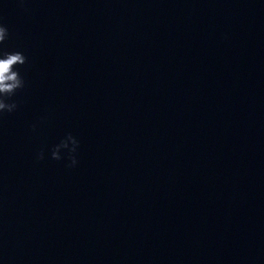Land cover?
<instances>
[{
	"label": "clouds",
	"instance_id": "1",
	"mask_svg": "<svg viewBox=\"0 0 264 264\" xmlns=\"http://www.w3.org/2000/svg\"><path fill=\"white\" fill-rule=\"evenodd\" d=\"M8 36V30L5 26L0 24V45L4 43ZM27 62V58L23 53L17 52H6L0 50V114L5 111L8 113L13 112L17 108L16 102L9 103L8 100L15 95L17 90L24 87V80L21 77L18 70H16L17 65H24ZM68 141H71L73 148L71 151H75V145L77 141L71 136H68L67 141H62L61 144L56 145L52 150V159L60 160V149L68 148ZM37 159H44V153L40 152ZM72 166H74L77 161L74 157L71 158Z\"/></svg>",
	"mask_w": 264,
	"mask_h": 264
}]
</instances>
